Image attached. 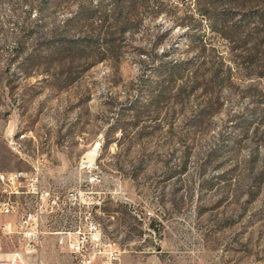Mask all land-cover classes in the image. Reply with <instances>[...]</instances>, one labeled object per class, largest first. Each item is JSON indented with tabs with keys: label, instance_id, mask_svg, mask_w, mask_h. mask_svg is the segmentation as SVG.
<instances>
[{
	"label": "rangeland",
	"instance_id": "rangeland-1",
	"mask_svg": "<svg viewBox=\"0 0 264 264\" xmlns=\"http://www.w3.org/2000/svg\"><path fill=\"white\" fill-rule=\"evenodd\" d=\"M83 1L0 0V173L23 174L0 254L32 215L31 262L79 264L60 239L88 218L120 264H264V0L222 34L210 0H150L104 48L48 49L89 35Z\"/></svg>",
	"mask_w": 264,
	"mask_h": 264
},
{
	"label": "trees",
	"instance_id": "trees-1",
	"mask_svg": "<svg viewBox=\"0 0 264 264\" xmlns=\"http://www.w3.org/2000/svg\"><path fill=\"white\" fill-rule=\"evenodd\" d=\"M150 0H109L106 5L100 2L94 4V0H86L78 4L77 10L69 19L72 24L86 25L91 31L89 35L79 39L62 41L57 43V47L51 45L48 49L68 48L76 51H91L95 48H104L102 43H107L114 34L123 35L131 32L140 21L142 11L146 8ZM245 0H210V7L202 11V16L210 21V30L212 32L224 33L227 29L238 28V24L245 21L243 17L238 18L235 23L232 20L237 18L236 13L231 9H225L229 4H238ZM221 4V5H220ZM216 7V8H215ZM222 7V9H218ZM223 7H225L223 9ZM237 7V6H236ZM259 10V9H257ZM239 11V10H238ZM240 12V11H239ZM257 11L254 17L257 20L263 18L264 14ZM98 24L99 29H95L94 25ZM240 28V27H239ZM113 30V32H112ZM182 65V64H181ZM173 65L172 69H175ZM188 67H185L187 69ZM182 69V68H181Z\"/></svg>",
	"mask_w": 264,
	"mask_h": 264
},
{
	"label": "built area",
	"instance_id": "built-area-1",
	"mask_svg": "<svg viewBox=\"0 0 264 264\" xmlns=\"http://www.w3.org/2000/svg\"><path fill=\"white\" fill-rule=\"evenodd\" d=\"M10 144H14L11 141ZM22 173H0V215H7L14 212V202L11 201L12 195L19 194V185ZM35 191L34 185L31 187ZM2 194V195H1ZM151 215V213H149ZM32 215L21 225L20 231L26 241L25 251L16 249L12 252L0 254V264H41L31 262L27 254L38 249V224H32ZM83 228L76 232H67L66 236L60 239V243H66L71 253L78 259L79 264H120L119 252L114 245L106 243L102 234L100 224L95 221H87ZM1 231L10 232V224L5 223ZM0 231V232H1ZM3 244L0 236V252Z\"/></svg>",
	"mask_w": 264,
	"mask_h": 264
}]
</instances>
